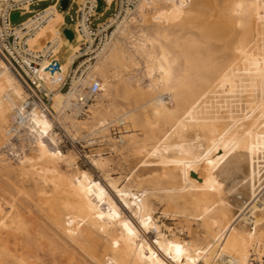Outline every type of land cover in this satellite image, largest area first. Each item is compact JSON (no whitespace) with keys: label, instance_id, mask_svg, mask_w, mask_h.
<instances>
[{"label":"bare ground","instance_id":"bare-ground-1","mask_svg":"<svg viewBox=\"0 0 264 264\" xmlns=\"http://www.w3.org/2000/svg\"><path fill=\"white\" fill-rule=\"evenodd\" d=\"M48 12L28 45L56 44L53 56L68 73L79 38L64 48L63 14ZM110 22L105 48L85 77L72 78L100 82L84 116L74 93L56 81L44 86L68 134L85 130L82 137L101 138L134 166L114 177L110 157L89 155L102 184L79 169L75 152L59 149L43 116L24 134L26 151L10 160L6 127L24 91L2 64L0 164L32 182L48 229L89 264H264V0H138ZM112 125L123 126L119 141ZM158 210L179 225L167 227ZM27 225L0 196V264H35L30 250L7 248L6 236L28 233ZM66 264H77L72 254Z\"/></svg>","mask_w":264,"mask_h":264},{"label":"built area","instance_id":"built-area-1","mask_svg":"<svg viewBox=\"0 0 264 264\" xmlns=\"http://www.w3.org/2000/svg\"><path fill=\"white\" fill-rule=\"evenodd\" d=\"M62 0H0V64L8 68L21 84L24 96L18 107L11 112V120L6 127L7 144L2 151L12 160L22 156L28 147L24 134L34 126L35 116H43L52 124V131L57 137V146L61 151L70 149L88 161L90 154L86 150L94 149L99 141L91 137H72L65 130L58 114L52 108V95L44 86L45 81H56L59 90L75 94L73 109L78 117H82L88 110L95 97L100 92V82L95 79L90 84L82 82L72 84L74 74L86 76L87 67L94 63L98 54L105 48L111 38L113 25L111 18L122 19L134 11L138 0H68L67 7L62 10ZM100 1V5L99 2ZM50 2L45 8L31 9L40 3ZM54 8L63 14L64 23L61 26V35L64 29L73 33V39H79V54L73 60L68 73L61 70V62L52 53L56 44L48 42L39 51L29 48L28 39L44 25L52 15L48 11ZM108 11H111L102 21H99ZM13 14H18L12 19ZM26 19L19 21L20 17ZM64 16H68L67 22ZM67 40V39H66ZM46 62L42 68L41 64ZM85 70V73L82 71ZM113 135L119 141L121 129ZM110 151H112L109 148Z\"/></svg>","mask_w":264,"mask_h":264},{"label":"rangeland","instance_id":"rangeland-1","mask_svg":"<svg viewBox=\"0 0 264 264\" xmlns=\"http://www.w3.org/2000/svg\"><path fill=\"white\" fill-rule=\"evenodd\" d=\"M49 4L50 2L40 3L37 6L31 7V9L41 10ZM110 12L111 11H108L103 17L99 19V21H102L106 16L110 14ZM26 17L27 15L20 17L19 21L25 20ZM64 17H66L65 19L69 21L68 16H64ZM47 36H48V29L45 30L43 34V38H47ZM70 43L73 44L74 40L69 42L66 41V39H64V48H66L67 45ZM40 44L41 42L38 44V46H40ZM37 47H35V49ZM61 56L64 57L65 53H61ZM113 128L115 129V131L121 129L122 135L126 134L124 132L123 126L112 125L109 127V136L113 138H115V135H113L114 132ZM86 133L87 131L85 132V130H83L82 135H85ZM82 135H78V136L83 138ZM99 140L100 141L98 145L94 149L90 150V152L86 150L85 154H90L91 156L95 155L94 157H97L96 155L101 154L102 152L101 154L102 156L108 158L110 157L109 158L111 161L110 168L112 169L110 172L113 173L112 175L114 177L126 175L129 169L134 166L136 160L132 158L131 155L118 154L115 152L113 154V151L109 150V144L108 143L106 144V142L101 141V138ZM68 150L69 148L65 149L64 152H67ZM77 165L79 169L88 170L96 180H100L102 184H104L105 181L102 173L99 172L97 169H95L91 165L89 160L85 161L83 158H81V160L77 158ZM16 190L17 193L19 194L15 193ZM36 193H37L36 188L33 186L30 180L15 177L7 165L0 164V196L6 201L13 203L15 206V210H17L20 214H22L25 221L28 223L27 225L28 233L26 234L16 233L15 235L6 236V239L8 241L7 242L8 250L10 252H16V253L22 252L24 254H28L27 252L30 250V254L31 256H33L35 264H66L68 257L71 254L75 257V262L77 264H89L88 262L85 261L86 257L78 249H72L69 246L65 245L62 240V237L55 236L53 232L48 229L47 220L44 214L46 213V211L40 210V208L43 205H40V201H38L39 200L38 194ZM155 216L160 222H164L167 227L175 228L176 226L179 225L177 224V221L171 220V218L163 217L164 218L163 219L159 210L156 212ZM163 231L168 235L170 234V232L167 231L166 229L164 230V228ZM182 237H185V234L182 235Z\"/></svg>","mask_w":264,"mask_h":264},{"label":"water","instance_id":"water-1","mask_svg":"<svg viewBox=\"0 0 264 264\" xmlns=\"http://www.w3.org/2000/svg\"><path fill=\"white\" fill-rule=\"evenodd\" d=\"M67 3H68V0H62V1H61V3H60V7L62 8V10H65V9H66V7H67ZM98 3H99V5H100V1H99ZM17 16H18V14H13V15H12V19H16ZM63 34H64V36L66 37V39H67L68 41H72V39H73V33H72L71 30H69V29H64V30H63Z\"/></svg>","mask_w":264,"mask_h":264},{"label":"crops","instance_id":"crops-1","mask_svg":"<svg viewBox=\"0 0 264 264\" xmlns=\"http://www.w3.org/2000/svg\"><path fill=\"white\" fill-rule=\"evenodd\" d=\"M45 28H47V26Z\"/></svg>","mask_w":264,"mask_h":264},{"label":"trees","instance_id":"trees-1","mask_svg":"<svg viewBox=\"0 0 264 264\" xmlns=\"http://www.w3.org/2000/svg\"><path fill=\"white\" fill-rule=\"evenodd\" d=\"M45 39H47V38H45Z\"/></svg>","mask_w":264,"mask_h":264}]
</instances>
